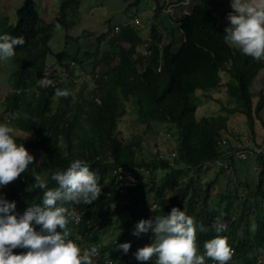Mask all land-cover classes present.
<instances>
[{
	"label": "trees",
	"instance_id": "16d2710c",
	"mask_svg": "<svg viewBox=\"0 0 264 264\" xmlns=\"http://www.w3.org/2000/svg\"><path fill=\"white\" fill-rule=\"evenodd\" d=\"M80 6L81 0H61L58 18L49 24L39 18L33 0L22 1L16 10L15 24H9L7 16L0 14V33L25 38V44L16 46L15 55L9 58L13 71L10 83L7 82L13 91L5 95L0 105L5 112H11L13 125L26 137L15 138L16 141L33 156L41 152L45 161L42 168L29 164V169L0 188V193L14 200L16 211L23 213L42 202V190L33 188L34 176L46 179L48 186L54 187L51 174L82 158L100 177L101 193L91 204H66L72 213L68 227L70 238L76 239L82 250L92 245L99 247L95 264H144L135 259L134 253L151 244L153 234L134 235L135 225L140 219L167 215L173 206L208 228L197 232L201 253L204 242L217 235L212 225L223 221L227 227L219 235L228 238L237 263L256 264L257 258L264 261V152H260V145L251 149L227 145L221 133L228 120L225 116L196 119L197 108L202 105L196 92L206 95L224 86L228 102L234 104L229 112L245 117L254 141L255 120L264 111V93L258 94L253 105L251 87L264 68V60H253L224 41V27L215 19L217 5L212 0L192 2L189 14L177 19L169 31L177 34V48L174 52L172 42L163 47L160 72L154 70L151 62L139 71L147 61L140 54L133 58L134 45L122 48V41H129L125 30L103 43L102 52L98 48L104 35L89 32L98 36L97 44L81 45L77 38L52 54L48 41L55 23L69 26L67 18L78 14ZM178 8L182 10L181 6ZM160 41L161 37H155L151 49ZM115 54L120 56V68L105 66ZM48 55H53L55 65L70 77L65 86L58 88L73 92L75 79L81 77L77 74H93L98 68L102 79H95V88L90 91H86L89 80L74 95L57 97L53 109L55 89L35 87ZM72 62L78 68H69ZM221 71L229 77L224 83ZM20 88L22 92L17 94L15 90ZM17 112L26 113L27 118L15 117ZM126 114L140 123L143 136L121 138L117 126ZM151 141L156 147L163 142L173 153L166 158L160 152L148 155L145 146ZM261 142L264 144V135ZM239 153L254 156L259 171L254 189L250 188L251 180H247V198L237 205L238 213L233 212V204L239 200L237 194L227 196L224 192L216 200L212 197L210 190L216 180L204 190L196 189L194 178L184 180L187 172L196 173L209 164L216 165V161L226 164V168L218 170V174H223ZM123 242L131 244L127 253L117 247ZM23 251L13 249L14 253ZM210 261L208 258L206 264Z\"/></svg>",
	"mask_w": 264,
	"mask_h": 264
},
{
	"label": "clouds",
	"instance_id": "9594fccd",
	"mask_svg": "<svg viewBox=\"0 0 264 264\" xmlns=\"http://www.w3.org/2000/svg\"><path fill=\"white\" fill-rule=\"evenodd\" d=\"M177 1L141 0L143 5L148 4L149 6V9L144 11L149 15L146 21L139 16H132L128 24L112 26L109 20H99H104L103 26L106 29L101 31L104 39L98 50L102 52L103 43H108L110 38L118 36L121 31L125 30L129 41H122V48L128 49L134 45L136 52L133 58L140 54L147 61L139 68V71L142 72L148 62H151L154 70L160 72L163 47L172 42L174 52L177 48L175 40L177 34L169 32L170 29L177 24L179 17L189 14V4L202 2V0H184L183 3L182 1L177 3ZM212 1L214 6L217 5L214 13L216 21L217 16L226 18L228 21L225 27L217 21L218 25L224 27V41L253 60H264V0ZM139 2L140 0H137V4ZM180 6L181 11L178 8ZM225 6H230L232 11L227 13ZM58 10L57 5V16L51 21H47L46 13L43 19L40 18L38 10L37 12L39 18L49 24L58 18ZM78 16L79 11L78 14L67 18L69 26H60L55 23L52 36L48 41L50 48L56 28L65 33L66 30L71 29L75 19L80 20ZM155 20L161 26V31ZM65 37L73 40L68 35ZM155 37H161V41L151 49V43ZM165 38L167 43L163 44ZM24 44L23 35L13 36L7 32L0 33V61L13 57L16 46ZM51 52L52 54L58 53L52 48ZM120 61V56L115 54L105 63V66L119 69ZM45 64L44 72L38 81H35V87L55 89L53 90V109H55V98L68 97L74 93L68 88H58V85L65 86L66 84H55L50 78V75H54L52 77L57 79L66 75L70 79L69 74L55 65V60L50 64L48 57ZM69 68L78 67L72 62ZM50 71H52L51 74ZM77 75L81 77H77L75 83L79 80L83 82L90 80L89 84L93 85L95 79H102L99 69L93 74ZM22 89L15 90V92L19 94ZM12 91V86H9L8 92ZM0 107L6 116L4 120L0 119V188H3L29 169L28 166L33 162L34 156L22 143L16 141L15 138L26 137L13 125L11 112H5L1 105ZM14 116L27 118L26 113L17 112ZM16 132L20 135L16 136ZM90 167L91 165L82 158L72 160L67 168L51 174V180L55 182L54 187H49L46 179L34 176L33 188L42 190V202L40 205L29 206L23 213L16 211L14 200L6 199L5 195L0 193V264H95L94 258L100 255V249L92 245L82 250L76 239L70 238L71 231L68 224L72 213L66 206L68 203L87 205L98 199L102 188L99 183L100 177L95 171L90 170ZM212 227L217 235L204 242V251L201 253L197 247V232L207 231L208 228L203 224H197L185 210L173 206L167 215H154L148 219H140L135 225L133 234L151 232L153 242L138 248L134 253L135 259L144 264H206L207 259L210 258L212 261L207 264H239L235 259L234 249L228 243V238L219 235L227 225L223 221H218ZM130 246V242L117 245L118 249L124 253L128 252ZM16 248L25 249V251L14 253L13 249ZM259 261L262 260L257 258L256 264H259Z\"/></svg>",
	"mask_w": 264,
	"mask_h": 264
},
{
	"label": "rangeland",
	"instance_id": "374dc122",
	"mask_svg": "<svg viewBox=\"0 0 264 264\" xmlns=\"http://www.w3.org/2000/svg\"><path fill=\"white\" fill-rule=\"evenodd\" d=\"M22 1L23 0H0V14L7 16L9 24H15L16 10L20 7ZM33 2L36 4L40 18L45 19L46 13L47 21H51L57 16V5L59 7L61 0H33ZM140 2L137 4V0H81L78 16L80 20L75 19L71 29L66 30L65 33H62L61 29L56 28L54 33L55 36L53 35L54 38H52L53 40L50 42L52 50L56 52L63 50L67 41H72L65 37L67 35L69 38H73V40L75 38L80 39L81 45H85L86 43L87 46L91 47L90 44H97L95 38L98 36H92L89 32L92 31L94 35H100L101 31L106 29V27L103 26L104 20L99 21L101 19L111 21L112 26H124L131 21L132 16H139L142 20L146 21L149 15L144 11L149 9V6L148 4L143 5L144 3ZM139 6H141V8ZM225 8L227 13L232 11L230 6H225ZM83 18L85 19L83 20ZM217 21L224 27L228 23L226 18L223 19L220 16H217ZM155 23L157 24L159 31H161L162 28L157 20H155ZM147 31L149 32V28ZM162 43H167L166 38L163 39ZM53 60V55H48V62L50 64H52ZM154 63L156 62L154 61ZM12 71L13 65L9 62V58L2 62L0 61V103L5 94L9 91L10 84H8V82L10 83ZM49 73L51 74L52 71ZM52 76L54 75H50V78L55 84L58 83L64 85L70 80L66 75L62 76L60 79ZM220 76L223 83L229 79L228 74L225 71H221ZM84 83L83 80L77 81L73 92L80 90ZM93 88H95V86L88 84L86 86V91H90ZM261 92L264 93V68L260 71L251 87L253 105H255L258 94ZM196 96L202 100V105L199 106L196 111V119H200L202 116L215 117L218 115L228 118L226 128L221 131L222 138L226 141L227 145L229 144L230 147L237 149L246 147L251 149L256 147V145H260L258 147L260 148V152H264V144L261 142L264 135V111L259 114L260 119L255 120V139L252 141L249 135V130L245 125V117L235 112H229L233 110L234 104L228 102L224 86L218 92H211L206 95L197 91ZM57 102L58 99L55 98L54 104H57ZM4 118H6V116L2 113L0 107V119L4 120ZM142 130H144L143 127H141L140 123L135 121V117L130 114H126V116L120 119L117 126V131L120 132V136L123 140H127L137 134L143 136ZM19 135L20 134L16 132V136ZM172 145L175 146L174 140H172ZM156 152L163 153L162 155L165 158L170 153H173L172 150H167V147L163 145V142H161L158 147L154 145V141H151L149 145L145 146V153L148 155L155 154ZM254 160L255 157L251 155L238 157L235 159L234 164L228 168V171L226 170L223 174H218L220 168L217 165L209 164L198 170L196 173L187 172L184 180H187L188 177L194 178L196 189L200 187L202 190L206 188V185L209 182L216 180V183L210 190L212 197L216 200L219 194L224 192H226L227 196L237 194L239 200L234 202L233 212L238 213L239 209L237 208V205L241 200L247 198V180H251V189H254L255 187V176L259 171V167L254 163ZM44 163L43 154L41 152H36L32 165L34 164L35 166L42 168ZM197 200L198 202H201L202 199L197 198Z\"/></svg>",
	"mask_w": 264,
	"mask_h": 264
},
{
	"label": "built area",
	"instance_id": "2783aa9c",
	"mask_svg": "<svg viewBox=\"0 0 264 264\" xmlns=\"http://www.w3.org/2000/svg\"><path fill=\"white\" fill-rule=\"evenodd\" d=\"M237 157H243L244 155L243 154H237L236 155ZM216 165L219 167V168H226L227 166H226V164H224L223 162H221V161H216ZM259 264H264V261H259L258 262Z\"/></svg>",
	"mask_w": 264,
	"mask_h": 264
}]
</instances>
